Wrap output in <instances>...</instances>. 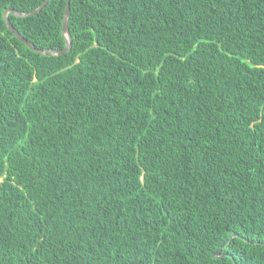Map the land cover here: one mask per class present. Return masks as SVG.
I'll return each mask as SVG.
<instances>
[{"label": "trees", "instance_id": "1", "mask_svg": "<svg viewBox=\"0 0 264 264\" xmlns=\"http://www.w3.org/2000/svg\"><path fill=\"white\" fill-rule=\"evenodd\" d=\"M43 1L0 0V264H264V0H69L59 55L3 20Z\"/></svg>", "mask_w": 264, "mask_h": 264}, {"label": "water", "instance_id": "2", "mask_svg": "<svg viewBox=\"0 0 264 264\" xmlns=\"http://www.w3.org/2000/svg\"><path fill=\"white\" fill-rule=\"evenodd\" d=\"M49 0H44L43 3L38 7L36 8L35 10L31 11V12H28V13H20V12H16V11H13V10H5L3 12V20L6 24V27L12 32V34L22 43L24 44L26 47H28L31 51L35 52V53H39V54H51V55H59L61 53H64L66 51H69L70 48H71V41H70V38H69V33H68V30H67V18H68V14H69V0H65V8H64V12H63V19H62V27H61V33H62V37L64 39V42H65V47L62 49V50H57V51H40V50H37L35 49L34 47H32L24 38H22L18 33L17 31L13 28V26L9 23L8 19H7V14H11L15 17H18V18H23V17H26V16H30V15H33L35 13H38L40 11V9L48 2ZM235 236V235H233ZM231 236L230 239L233 237ZM219 251L220 249L216 250L214 252V256L215 257H220V254H219Z\"/></svg>", "mask_w": 264, "mask_h": 264}]
</instances>
